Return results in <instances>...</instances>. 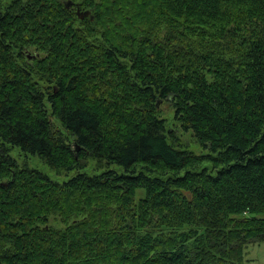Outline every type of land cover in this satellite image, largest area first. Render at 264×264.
Wrapping results in <instances>:
<instances>
[{
    "label": "trees",
    "instance_id": "trees-1",
    "mask_svg": "<svg viewBox=\"0 0 264 264\" xmlns=\"http://www.w3.org/2000/svg\"><path fill=\"white\" fill-rule=\"evenodd\" d=\"M263 242L264 0H0V264H243Z\"/></svg>",
    "mask_w": 264,
    "mask_h": 264
},
{
    "label": "rangeland",
    "instance_id": "rangeland-1",
    "mask_svg": "<svg viewBox=\"0 0 264 264\" xmlns=\"http://www.w3.org/2000/svg\"><path fill=\"white\" fill-rule=\"evenodd\" d=\"M87 11H90L89 9ZM91 12V11H90ZM171 104L169 102H164L161 105V111L162 116L169 119L168 126L175 131V134L178 137V141L184 142V144H188L192 149H194L196 152H203L204 149L201 147V145L192 137V133L190 132H184L182 131L176 123L172 121L173 118V111L171 109ZM12 154L19 158L21 162L24 160L27 161L28 165L34 168H38L39 170L47 173L50 175L52 179L63 181L67 179L70 175H72L74 172L69 173L68 175H58L55 170L51 169L48 165H46L38 156L35 155H19V151L17 148H15L12 152ZM243 264H264V242L261 244H249L246 248L245 252V258Z\"/></svg>",
    "mask_w": 264,
    "mask_h": 264
},
{
    "label": "water",
    "instance_id": "water-1",
    "mask_svg": "<svg viewBox=\"0 0 264 264\" xmlns=\"http://www.w3.org/2000/svg\"><path fill=\"white\" fill-rule=\"evenodd\" d=\"M78 14H79L80 17H85V15H89L90 14V11H83V12L79 11Z\"/></svg>",
    "mask_w": 264,
    "mask_h": 264
}]
</instances>
